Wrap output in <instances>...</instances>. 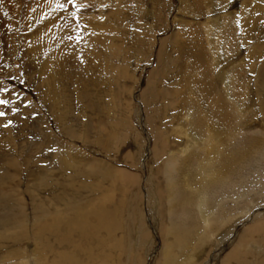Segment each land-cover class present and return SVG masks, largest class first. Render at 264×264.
I'll use <instances>...</instances> for the list:
<instances>
[{
	"label": "rangeland",
	"instance_id": "obj_1",
	"mask_svg": "<svg viewBox=\"0 0 264 264\" xmlns=\"http://www.w3.org/2000/svg\"><path fill=\"white\" fill-rule=\"evenodd\" d=\"M40 1L45 8L50 2ZM243 1L215 0L212 15L208 0H63L56 9L49 7L54 14L46 10L36 32L48 46L63 37L62 56L81 44L76 39L81 34L58 38L54 29L47 30L56 12L61 29L86 30L84 22L90 21L89 53L105 61L107 52L99 53L98 43L118 34L121 39L113 41L126 57L109 61L126 67L117 75L119 83L99 74L87 95L83 86L58 87V114L74 137L57 121L56 105L27 77L23 54L34 53L38 37L22 27L17 13L14 18L9 13L18 6L20 14L24 0L0 4V10L9 9L0 12V161L7 172L0 174V264H224L243 238L261 251L241 249L232 264H264V231L245 232L264 219V92L258 93L257 77L249 70L255 42L244 45L240 38ZM111 11L124 13V20L115 24ZM211 17L221 23L218 45L229 92L215 71L206 73L216 61V50H208L204 37ZM261 29L264 41V25ZM49 52L39 70L54 58ZM37 81L42 82L39 76ZM209 123L226 136L223 147L215 145L218 150L207 143ZM187 126L207 141L193 144L180 132ZM160 135L168 140L166 150L157 141ZM63 145L90 161L74 162ZM190 145L178 170L166 169L164 160ZM57 155L72 164L62 170ZM118 172L133 180L123 181ZM202 196L208 197L209 224L197 206ZM103 197L107 200L93 206ZM42 227L53 234L34 237Z\"/></svg>",
	"mask_w": 264,
	"mask_h": 264
},
{
	"label": "bare ground",
	"instance_id": "obj_2",
	"mask_svg": "<svg viewBox=\"0 0 264 264\" xmlns=\"http://www.w3.org/2000/svg\"><path fill=\"white\" fill-rule=\"evenodd\" d=\"M13 1L14 0H0V4H4V3L5 4L6 3L10 4V2H13ZM38 1H40V0H24V5L22 4L23 6H22V9L20 11V14H19V12H16L18 10V6H17L16 11H15V9H13L14 8L13 5H12L11 9H13L14 11L13 10H9V9L8 10H9V13L12 15V17L14 16V14H16V13L18 14L17 16L20 17L21 21H22L21 22L22 23V27L27 29L28 31L31 30V32H32L30 34L31 36L32 35H37L38 39L36 40V44L34 45V53H32V52L27 50L26 53L23 54L24 63L29 68V71L26 72L27 75H28L27 77L29 78V80L31 82H34L33 84L35 85L36 88H38L40 96L42 98L48 99V100L52 101L56 105L55 109H54L55 110L54 113H56L57 121L62 126V128H64L65 134H69L71 137H74L73 134H72L73 131H71L68 128H67L68 130L66 129V127L68 125H67V123L64 120L65 118L64 119L61 118V115L58 114V112L60 111V104H59L60 100H59V97H58V87H61L64 90V88H67V86H71V85H78L79 87L83 86L82 89L84 88V90H82L83 91L82 94H86L87 95V90H88L89 86L92 85L91 83L93 81L95 82L96 78L99 77V74L101 76L102 75L104 76V74H106L107 78L108 79L110 78V82L111 83H114V80L116 78L117 79H116L115 82H118L120 80V76L117 77V75H120L121 74V70H123L126 67H121V66L119 67V66L110 65L109 61L111 59H113V58H126L122 54L123 48L121 47V45L116 43V42H114L118 38L119 39H121V38L119 37L118 34H116V35H114L112 37V39H109V41H107L108 39H105L103 42H99L98 43L97 50L99 51V53H102L103 51L107 52L106 53V57H107L108 60L105 59V61L107 60L105 62L104 59H101V57H102L101 55H98L97 53H89L88 52L87 33L89 31L90 32L93 31V29L90 27V25H91L89 23L90 21H85L84 22L86 24V30L84 28H82L79 31L78 29H76V27L70 28V29H61V28L58 27V26H60L58 24V22L54 21L55 19L58 18V15H57L58 13L56 12L57 14L55 13V15H52V18H50V19L48 18L49 22L50 23L53 22V23H52V26H48V28H46L47 30H49V28L54 29L52 33L58 35V38H60L63 35V33H64V35L67 34L68 36L71 35V34L74 36L75 32H80V34H81L80 36L76 37V39L79 40L78 42H81V44L79 43L78 45L73 46L72 53L71 54L69 53L70 55H67L65 53L68 57L67 56H62L63 54H62L61 51L65 48L64 44L62 43L63 37L61 39L54 40V42H53V38H52V40L50 42L51 45L48 46L47 43L45 44V42L41 41V35H40L41 31L36 32V30H38V28L36 27V24L39 23L44 18V16H46V10H48L50 12V8H55L56 9L57 7L61 6V4H63L62 3L63 0L62 1L61 0H50V2L48 3V7H46V8L43 7V5L41 6ZM42 1L45 2L46 0H41L40 1L41 4H43ZM229 2H230V0H229ZM17 3H20V2H16V5H17ZM57 3L59 5L57 7H55L54 5H56ZM214 4H215V0H208L207 7H208V12L211 15L216 10V8L214 7ZM120 8L123 9L124 5L120 4ZM6 9H7V7L4 8V9L2 8V10H6ZM67 9L65 11H67ZM2 10H0V12ZM8 10H6V11H8ZM51 12L54 14L53 11H51ZM67 12H65L64 15L65 14L68 15ZM50 13H47V15L50 14ZM111 13L114 15L111 18L115 22V24H120V22L124 20V18H123L124 15H125L124 13H122V12H112V11H111ZM64 15H63V17H64ZM232 15H234V13H232ZM73 16H74V14H73ZM105 16H107V14H105ZM239 16L241 18V26L240 25L239 26H240V28L243 31L242 32L243 33V37H240V38H244V41H243L244 45H247L248 42L251 41V40H254V42H255V44L252 46L251 53L249 54V58H250L249 61H250V65H251L249 70L254 74L255 77H257L256 87H257L258 93L262 96L263 92H264V41H261L260 37L263 35V30L261 29V27H262V25H264V0H244L243 4H242V7H241V10H240V13H239ZM235 17H236V15H235ZM46 18L47 17H45V19ZM219 19H220V17H219ZM229 19H230L229 21H231V18H229ZM88 20H90V19H88ZM220 24L221 23L218 20V17L217 18L216 17H213V18L211 17L209 19L208 23L206 24L205 28H204L205 29V31H204L205 32V34H204L205 36L204 37L206 39V43H207L206 45H207L208 50L211 51V52L213 50H216V53H215L216 54L215 55V60L216 61H214L212 66H210V65L208 66V68L206 70V73L209 75V73L215 71L213 76L215 77V79L218 82H220L221 87L224 86V88L227 90V92H229L228 89L230 87V83H229L230 81L228 80L229 78H228L226 70L224 71V66L227 64V62H225V60L223 59L224 56H223V54L221 52V49L219 48L220 45H218V41H219V32L218 31H221ZM236 24H238V23H236ZM46 25H49V23L46 24ZM259 26H260V29L258 28ZM61 31H63V32H61ZM48 34H50V33L47 32V36L46 37H52V35L48 36ZM235 34H237V31H234V35ZM81 36H83V37H81ZM31 43H33L32 40H31ZM55 46H56V48H55ZM103 46L104 47L107 46L108 49L107 48L105 49ZM59 48L61 50H59ZM48 50H51V52H49V53L51 55L53 54L54 58L52 57L51 58V62L47 63L44 67L41 68V70H39L38 67L42 66V63L44 62V60H45V58L47 56V55L45 56V54L47 53ZM60 52H61V54H60ZM162 52L163 51H161V53ZM163 57L164 56H162V58ZM235 59L236 58L234 57V60ZM40 63H41V65L39 66ZM241 63H242L241 65H243V66L246 65L247 66V64H244L245 61H243V58L241 59ZM246 68H248V67H246ZM204 74H205V72H204ZM113 75H115L116 77H113ZM37 76H39V81H42L40 83V85H38L39 84L38 81H37V83H35V79L37 78ZM56 78H58V80H55ZM112 78L114 80H112ZM193 79H195V81L197 80V78H193ZM192 82L193 81H191V83ZM192 86L189 85L188 87L190 89H192ZM207 93L208 92H206L205 94H207ZM156 94H159V93H156ZM194 94H195V91L191 90V96L192 97H194ZM205 94L203 96H205ZM208 95L211 96L209 93H208ZM215 97H217L218 100L220 98V96L218 94L215 95ZM82 99H85V98L82 97ZM261 99H262L261 103L264 106V95H263V98H261ZM31 109H32V111L34 110L35 113L37 111H39L38 107L32 106ZM236 109H237L238 113L242 114V116L244 115V112L242 110L243 109L242 106H240L238 104ZM187 118L189 119V122H190L191 121V114L190 113H189V115H187ZM189 124H191V123H189ZM187 127L186 128L182 127L180 132H181V134H185V136L190 141H192L193 144H195V143H197L199 141L202 142L204 140V139L201 140L198 137V135L195 134L194 131H192V129H190L191 126H187ZM198 127L200 128L199 124H198ZM207 127H208L207 128V131H208V136H207L208 138L207 139H210V140H208V141L204 140V141H207V143L209 145H211V143L209 141H212V144L214 146L216 145V146L220 147V145H221L223 147L225 145V142H226V136L220 137L221 136L220 132H218L219 130L217 129V125H215L214 123H212V125H211V123H209ZM159 137H160V139L157 138V141H160L162 143L163 150H166L168 148V140H167V138L164 135H160ZM54 140H55V138H54ZM3 144L4 143L2 141H0V145H3ZM56 144H59V143H56ZM197 145H198V143H197ZM209 145L208 146L206 145V148H207L206 150H209V148H208ZM213 145H211V147H213ZM193 147H194L193 145H190V146H188L187 149L183 150L181 153H174V152L171 153L169 155V157H167L164 160V166L166 167V169H169L171 171L173 170L175 172V170L180 167L179 164L181 163L182 157L185 154H187V152ZM219 147H216L217 150L219 149ZM63 148L66 149V151H67L66 155L69 156V159L73 160L74 162L76 161L78 163V161H80V162L88 163L90 161V160H87L85 157L81 156L79 154V151L77 149H75V148H72V146H70V145L69 146L63 145L62 149ZM214 150H215V148H214ZM210 151H211V148H210ZM65 156L64 155L55 156V159L57 158V161L59 160V165H60V168L62 170H65L68 166H70L72 164L71 162H69V159L68 160L66 159ZM206 159L208 160V162H210L209 161L210 158L209 159L206 158ZM212 160H213V158H212ZM212 160H211V162H212ZM202 163H203V161H202ZM3 164H5L4 161H0V168H1L0 172H2L0 174H2L3 176H7L6 170H3V167H4ZM7 165H9V164H7ZM177 166H179V167H177ZM200 166H202V164H200ZM202 168H203V166H202ZM212 174H213V172H212ZM118 175H119V177H121V179L123 181H132L133 180V178H131V175H129V174L126 175L125 172H121V173L118 172ZM7 179H9V178H7ZM104 198L105 197L97 198L96 200H94L93 203H95V204L93 206L96 207L97 202H104L105 201ZM207 198L208 197H206V196H202L199 199V203L197 205L198 209H199V212H200V216H201V218H202V220L204 221L205 224H209V219H210V216H209V214H208V212L206 210V200H207ZM99 208H100V206H99ZM108 215H110V213ZM105 216H106V214H105ZM71 229H73V228H71ZM48 230H50V229L42 227V229L35 230L33 236L37 238V237L43 236V234L46 235V233L53 234L52 232H50ZM262 231H264V219H262V220L256 219V221L253 222V226L248 227L245 230L246 235H248V236H251V235H254V234H257V233L260 234V232H262ZM39 234H40V236H39ZM254 244H256V245H254ZM250 248L253 249V250L251 249L252 251H258V250L261 251V249L259 248V245L257 246V243L254 240L246 242V239H244V238L241 239L240 242L237 244V246L231 251V253H229L227 255L226 260L224 261V264L236 263L239 260V256L241 255V249H245V250L248 249L250 251ZM34 260H35V258H34ZM235 260H236V262H233ZM33 263H34V261H32V262L31 261H27L25 264H33ZM58 264H60V263H58Z\"/></svg>",
	"mask_w": 264,
	"mask_h": 264
}]
</instances>
